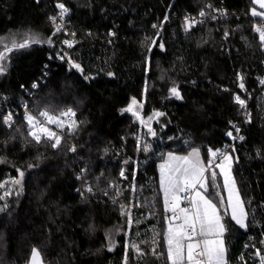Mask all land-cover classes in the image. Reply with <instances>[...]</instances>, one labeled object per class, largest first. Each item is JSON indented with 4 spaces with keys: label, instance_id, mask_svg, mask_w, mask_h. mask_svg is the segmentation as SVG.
<instances>
[{
    "label": "trees",
    "instance_id": "16d2710c",
    "mask_svg": "<svg viewBox=\"0 0 264 264\" xmlns=\"http://www.w3.org/2000/svg\"><path fill=\"white\" fill-rule=\"evenodd\" d=\"M58 3L81 40L71 49L50 19ZM221 6L239 14L213 19ZM254 7L252 0H0V37L41 40L9 53L0 77V264H29L33 249L43 264H170L158 167L168 153L193 148L206 160L209 149L231 154L248 227L230 219L218 172L208 191L228 224L227 263H259L264 43ZM201 11L203 21L187 26L185 17ZM133 97L138 116L122 111ZM24 105L37 114L75 110L59 147L37 144L23 113L5 123ZM236 128L243 139L228 137ZM21 171V183H12Z\"/></svg>",
    "mask_w": 264,
    "mask_h": 264
},
{
    "label": "snow or ice",
    "instance_id": "6c2138e0",
    "mask_svg": "<svg viewBox=\"0 0 264 264\" xmlns=\"http://www.w3.org/2000/svg\"><path fill=\"white\" fill-rule=\"evenodd\" d=\"M252 2L259 5L260 9H264V0H252ZM57 7L60 9V18L62 19L69 10L63 3H58ZM251 14L254 17L264 18V11H257L256 8H252ZM200 15L203 16L204 12L201 11ZM50 19L55 23L56 17H50ZM61 27L62 25H57L56 31H60ZM153 27L156 26L153 25ZM256 31L260 35L261 42L264 43V29L257 28ZM112 34L114 35V33ZM40 42L39 36L33 33H14L11 34L7 41H5L4 37H0V49H2L0 50V61H6L8 54L14 50L26 49L32 44ZM48 43H51L50 39ZM63 43L68 45V47H72V43L67 40L63 41ZM73 67L80 68L78 64H73ZM4 70V64L0 63V73ZM261 83H264V80H261ZM240 87L243 88L244 84L241 83ZM170 92L177 99L181 98L177 88L173 87L170 89ZM235 99L241 107L244 106L245 101L239 96H236ZM138 107H142V105L138 104L136 98L133 97L129 105L122 109V111L131 112L134 116H138V112L134 110ZM69 115H75V113L69 109L62 114V116ZM154 115L161 116L163 113L155 112ZM38 117L44 119L41 120ZM38 117L31 114L26 115L30 129L29 135L32 136L37 144L42 141H49L52 148L59 147L62 137L47 125H55L57 128H62V120L50 115L48 111L40 112ZM151 119L152 117H149V120ZM9 120H11V116L5 118V123ZM141 122L147 123L143 120ZM68 127L69 131H71V126L69 125ZM235 131L239 132V129L236 128ZM149 132H152L150 127ZM152 134L155 135V133ZM227 135L232 136V132H228ZM239 138L243 139L242 136ZM71 150L75 151V148ZM209 153L213 158L217 156V152L211 149H209ZM221 155L223 156V161L216 166L221 169L224 176V186L228 190V205L231 208L230 219L241 228H246L248 225L246 223L247 213L244 209V202L241 200L239 192L236 189L235 180L230 175L231 157L223 153ZM211 163L209 161V167ZM160 167L164 204L166 209H169L173 213L172 218L168 220V229L165 233L167 259L170 261V264H227L224 235L228 231V224L223 221L217 203L213 202L212 193L208 191L209 182L215 183L216 173H211L210 181L208 177H205L206 169L200 160V150L196 148H193L187 156H173L169 154L168 160ZM121 175H123V172ZM19 176L20 179L13 180L12 183L20 184L24 173L22 171L19 172ZM200 189H203V191H200ZM88 191H91V188ZM179 192L188 193L183 199L187 200L191 207L179 208L180 197L177 195ZM5 195H8V193L6 192ZM216 195H219V193H216ZM220 203H223L222 198ZM177 209H179L180 215L176 214ZM174 220H180L181 222L174 226L172 222ZM153 253H155L154 249ZM257 254L259 255V253ZM39 258V251L33 249L31 255L32 264H40ZM260 260L261 264H264V255L260 256Z\"/></svg>",
    "mask_w": 264,
    "mask_h": 264
},
{
    "label": "rangeland",
    "instance_id": "374dc122",
    "mask_svg": "<svg viewBox=\"0 0 264 264\" xmlns=\"http://www.w3.org/2000/svg\"><path fill=\"white\" fill-rule=\"evenodd\" d=\"M255 5V7L254 8H256V10L257 11H264V9H260L259 8V5H257V4H254ZM191 24H189V23H187V26H190ZM15 34H24V33H15ZM9 38H10V36L9 37H7L6 38V40L5 41H7V40H9ZM7 62H8V59L6 60V61H2L1 63L2 64H4V66H5V70L2 72V73H0V77L6 72V70H7ZM69 109H66V110H62V111H60V112H56V113H51V112H48L50 115H52V116H54V117H57V118H59V119H61L62 120V123H63V127L62 128H57L55 125H47L51 130H53V131H56V130H58V131H65L66 129H68V126L70 125H72L74 122H73V120L69 123H66V117L67 116H62V114L63 113H65V112H67ZM74 113H75V110H73V109H71ZM31 115H33V116H38V114L37 113H34L33 111H32V114ZM70 117H74L75 115H69ZM25 118H26V115H25ZM42 119V118H41ZM74 125V124H73ZM229 132H232V131H229ZM64 133V132H63ZM228 137H230L232 140H236L238 137H239V135H238V133H233L232 132V136H228ZM196 149H198V148H196ZM191 151H192V149L188 152V153H186V154H180V153H168L167 155H166V157L159 163V167H158V169H159V185H160V189H161V191H162V195H163V200H164V192H163V189H162V187H161V165L162 164H164L167 160H168V156H169V154H172L173 156H187V155H189V153H191ZM212 151H214V150H212ZM217 152V151H216ZM221 153H223L224 155H227V156H230L231 157V161H230V163H231V168H230V175H231V177L234 179V176H233V171H232V164H233V160H232V156H231V154L229 153V152H226V151H221V152H217V156L215 157V158H213L211 155H210V153H209V157H208V159L206 160L205 158H204V156H203V154L201 153V151H200V160L202 161V163H203V166L205 167V169H206V171H205V177H207L206 176V174L207 173H209L210 175H211V173L212 172H215L216 173V176H217V174L219 173L220 175H221V177H222V180H223V184H224V176H223V174H222V172H221V169L219 168V167H217L216 165H218V164H220L222 161H223V156L221 155ZM209 161H211L212 163H211V166L209 167ZM218 172V173H217ZM124 176V175H123ZM235 180V179H234ZM235 185H236V182H235ZM111 186H113V184H111ZM224 188H225V192H226V195H225V200H226V209L229 211V213L231 214V208L229 207V205H228V200H229V196H228V190H227V188L224 186ZM236 189H237V185H236ZM238 190V189H237ZM200 191H203V189H200ZM186 193L185 192H179L177 195L180 197V202H181V198H182V196H184ZM234 198V197H233ZM225 200L223 201V202H225ZM180 204V203H179ZM164 209H165V213H166V215H167V219L168 220H170L171 218H172V216H173V213L169 210V209H166V207H165V204H164ZM245 209V208H244ZM246 212V211H245ZM177 215H180L179 213H177ZM178 221H180V220H174V221H172L173 222V224H175V223H178ZM226 258V257H225ZM39 261H40V264H43V261H42V259H41V257L39 258ZM227 261V260H226ZM170 262V261H169ZM29 264H32V261L30 260V262H29ZM228 264V263H227ZM258 264H261V260L259 261V263Z\"/></svg>",
    "mask_w": 264,
    "mask_h": 264
},
{
    "label": "built area",
    "instance_id": "2783aa9c",
    "mask_svg": "<svg viewBox=\"0 0 264 264\" xmlns=\"http://www.w3.org/2000/svg\"><path fill=\"white\" fill-rule=\"evenodd\" d=\"M231 14H233V15H238L239 14V11H236V10H234V11H229L227 8H225V7H223V6H221V7H218V8H216V10L214 11V13L213 14H211V17L214 19V18H216V17H227V16H229V15H231ZM55 17H56V19L60 22V25H62V29H63V31L67 34V36H66V38H64V40L63 41H65V40H67V41H69V42H71L72 43V47H68V45H66V44H64V46L67 48V49H71V48H73L74 46H76V45H78L80 42H81V40H80V38H79V36H78V34H77V32L74 30V29H71L67 24H66V22H65V16L61 19L60 18V13L59 14H57V15H55ZM203 19H204V17L203 16H193V15H188L187 17H185V21L187 22V23H189V24H191V25H195V24H197L198 22H201V21H203ZM254 25H255V27H256V29L257 28H262V29H264V18H261V17H259V18H257V19H255L254 20ZM74 34V35H73ZM259 34V33H258ZM260 36V35H259ZM68 57H69V52L67 51V52H65V54H63V55H61L60 57H59V60L61 61V62H64L66 59H68ZM241 79V78H240ZM21 113H23L24 115H27V114H32V111L30 110V108L27 106V105H24L23 107H22V109H16V108H14V109H12L11 111H9L8 112V114H7V117L8 116H11V120H10V125L13 123V121L15 120V118L17 117V116H19V115H21ZM36 117H38V116H36ZM39 119H41L42 117H38ZM73 118L74 117H70V116H67L66 117V123H70L72 120H73ZM44 118H42L41 120H43ZM246 119H248V118H246ZM239 129V132H240V128H238ZM56 132H57V134L58 135H60L62 138H64V133L62 132V131H58V130H56ZM239 132H238V135H239ZM238 139V138H237ZM72 148H75V150H76V146L73 144L72 145ZM71 148V149H72ZM72 151V150H71ZM74 152V151H73ZM85 170V168L83 169V171ZM186 195H188V193H186L184 196H186ZM184 196H182V198H181V202H180V204H179V208H181V207H184V208H187V207H191V205L189 204V202L187 201V200H185V199H183V197ZM178 211H179V209H177V213H178ZM176 213V214H177Z\"/></svg>",
    "mask_w": 264,
    "mask_h": 264
},
{
    "label": "crops",
    "instance_id": "0c3cea01",
    "mask_svg": "<svg viewBox=\"0 0 264 264\" xmlns=\"http://www.w3.org/2000/svg\"><path fill=\"white\" fill-rule=\"evenodd\" d=\"M181 208H184V207H181ZM178 213L180 214V212L178 211ZM181 221H178V223H175V224H173L174 226L175 225H177V224H179Z\"/></svg>",
    "mask_w": 264,
    "mask_h": 264
}]
</instances>
